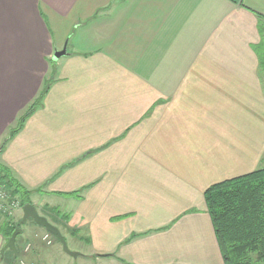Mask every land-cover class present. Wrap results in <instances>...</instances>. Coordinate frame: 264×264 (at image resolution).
I'll use <instances>...</instances> for the list:
<instances>
[{"label": "crops", "instance_id": "1", "mask_svg": "<svg viewBox=\"0 0 264 264\" xmlns=\"http://www.w3.org/2000/svg\"><path fill=\"white\" fill-rule=\"evenodd\" d=\"M260 15L264 0H0V162L51 223L58 209L70 264H225L205 191L264 155ZM35 242L26 264H53Z\"/></svg>", "mask_w": 264, "mask_h": 264}, {"label": "trees", "instance_id": "2", "mask_svg": "<svg viewBox=\"0 0 264 264\" xmlns=\"http://www.w3.org/2000/svg\"><path fill=\"white\" fill-rule=\"evenodd\" d=\"M260 18L263 19L262 26L264 16L260 15ZM54 73L55 68L53 76ZM51 81V78L45 79L39 97L19 117L17 126L11 129L3 145L15 135L26 118L41 104ZM1 171L3 173L0 181L21 194L23 205L30 203V192L24 189L12 172L7 167H3ZM205 199L224 263L255 264L254 256L260 264H264V167L211 185L205 191ZM55 212L59 211L56 209ZM20 221L19 226L11 227L5 233L6 237L10 238L16 229H21ZM12 259L15 260L14 257Z\"/></svg>", "mask_w": 264, "mask_h": 264}, {"label": "rangeland", "instance_id": "3", "mask_svg": "<svg viewBox=\"0 0 264 264\" xmlns=\"http://www.w3.org/2000/svg\"><path fill=\"white\" fill-rule=\"evenodd\" d=\"M263 32H264V29H263ZM261 60H264V53L261 56ZM3 167L4 166L0 162V177L2 176L1 174L3 173V171H1ZM262 167H264V155H263V157H261L260 165H258L257 169L262 168ZM0 193H1L0 194V226L2 228L3 233L5 234L11 227H16L17 225L18 226L20 225L19 221L22 219V216H23L24 205H23V198H22L21 194L13 191V189L9 188L2 181H0ZM30 194H32V192H30ZM35 203L37 204V199L33 198L31 200V204L34 205ZM53 205H55L54 200H53ZM56 206H58L63 213L66 211V207L64 204H62V205L58 204ZM50 208L51 207L48 206V207H44V208L40 207L39 209L41 210V212H45V213L50 215V214H52L50 211ZM45 213H42V215H44ZM56 216H58V213H56L53 210V220H54L53 224L54 225H56V221L54 218ZM36 225L37 224L31 218H29V220L26 223L22 224L21 225L22 233L20 235H18L17 239H16V245H17V248L19 250V254H18L17 258L15 260L12 259L14 257V255H13V252L9 249V250H6L3 255H1V260H5L8 263L11 262L13 264H22L25 261V264H26L30 260L27 259L28 255L26 256V254H24V253L28 252L30 254L33 252L32 249L33 248L35 249V245H36L35 240L37 239V240L42 241V244L45 247L43 249L44 253H45V251H46V253H47V251H51V250L53 251V258L48 259L47 262L53 263V264H70L69 261H72L71 260L72 258L68 253H66L63 250L58 237L51 234V233H48L45 229L39 228L40 231H38L37 228L39 226L37 227ZM61 225H62V223L60 224V226ZM35 227H37V228H35ZM65 230H66L65 227H63V234L65 235L66 240L67 239L71 240L70 233H68L69 231L67 230V232H66ZM23 233H27V234L25 235ZM46 234H49V236L46 239V241H44L42 239V237H44V235H46ZM26 236H27V241H25V242L22 241V239L25 238ZM8 239H9V237H6L5 241H8ZM68 247L71 250L73 248L72 243H68ZM57 253H61V254H57ZM45 258L47 259V256H45ZM45 258L42 259L40 257L39 261L35 262L33 264H40V263L46 264ZM253 259L255 261V264H260V262H258L254 256H253Z\"/></svg>", "mask_w": 264, "mask_h": 264}, {"label": "water", "instance_id": "4", "mask_svg": "<svg viewBox=\"0 0 264 264\" xmlns=\"http://www.w3.org/2000/svg\"><path fill=\"white\" fill-rule=\"evenodd\" d=\"M66 55V48L60 50V51H56L54 53V57L53 60L57 61L60 57ZM31 218L34 220V222L41 226L43 229H45L47 232L55 235L58 237L63 250L68 253L69 255L73 256V257H77L78 253L73 252L69 249L68 247V243L66 238L64 237V235L62 234L61 230L54 225L53 223H51L48 218L44 215H41L37 209L35 208L34 205H32L31 203H28L26 205H24L23 207V217L20 221L21 224L26 223V221ZM22 233V229L18 228L16 229L13 234L10 236V238L8 239V241L6 242V244L4 245V247L1 250V255H3L5 253L6 250H11L13 252L14 255V259L17 258L18 254H19V250L17 248L16 245V239L17 236L20 235Z\"/></svg>", "mask_w": 264, "mask_h": 264}, {"label": "built area", "instance_id": "5", "mask_svg": "<svg viewBox=\"0 0 264 264\" xmlns=\"http://www.w3.org/2000/svg\"><path fill=\"white\" fill-rule=\"evenodd\" d=\"M1 194V193H0ZM3 194V193H2ZM48 236H49V234H46V235H44V237H42V239L44 240V241H46V239L48 238Z\"/></svg>", "mask_w": 264, "mask_h": 264}]
</instances>
